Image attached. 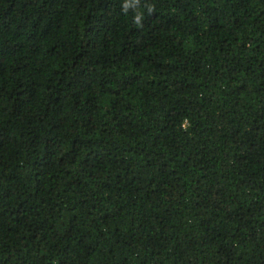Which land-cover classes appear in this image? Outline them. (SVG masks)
I'll list each match as a JSON object with an SVG mask.
<instances>
[{
    "label": "trees",
    "instance_id": "1",
    "mask_svg": "<svg viewBox=\"0 0 264 264\" xmlns=\"http://www.w3.org/2000/svg\"><path fill=\"white\" fill-rule=\"evenodd\" d=\"M0 264H264V0H0Z\"/></svg>",
    "mask_w": 264,
    "mask_h": 264
},
{
    "label": "clouds",
    "instance_id": "2",
    "mask_svg": "<svg viewBox=\"0 0 264 264\" xmlns=\"http://www.w3.org/2000/svg\"><path fill=\"white\" fill-rule=\"evenodd\" d=\"M139 21H140V17L137 16V17L135 18V23H137L138 26H139Z\"/></svg>",
    "mask_w": 264,
    "mask_h": 264
}]
</instances>
